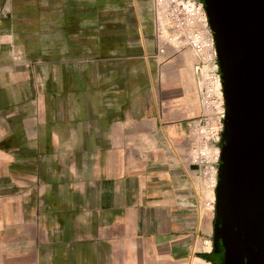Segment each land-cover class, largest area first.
<instances>
[{"label":"crops","instance_id":"crops-1","mask_svg":"<svg viewBox=\"0 0 264 264\" xmlns=\"http://www.w3.org/2000/svg\"><path fill=\"white\" fill-rule=\"evenodd\" d=\"M100 28L107 51L52 75V119L22 111L18 153L0 152L5 254L14 240L18 264H202L213 223L180 211L190 194L173 196L172 160L188 155L204 66L189 49L158 53L143 29Z\"/></svg>","mask_w":264,"mask_h":264},{"label":"rangeland","instance_id":"rangeland-1","mask_svg":"<svg viewBox=\"0 0 264 264\" xmlns=\"http://www.w3.org/2000/svg\"><path fill=\"white\" fill-rule=\"evenodd\" d=\"M159 23L160 14L154 0H0V152L9 151L10 146L14 152L15 146L18 148L22 111L34 118L40 108L45 119H52L51 107L56 103L52 99V75L80 71L85 59H97L101 51H107L99 47L101 29L104 31L100 27L124 26V34L130 37L140 28L150 33L151 42L155 38L156 44ZM112 30V34L121 32V28ZM84 34L89 35L87 41L79 39ZM84 42L92 45L90 50L83 46ZM94 43L98 44L94 46ZM198 63L204 66L203 71L208 68L210 75L220 78L218 65L215 70L213 62ZM198 82L203 86L201 92L198 90L201 111L193 123L185 150L189 158L181 152L180 159L172 160L177 171L173 174L172 186L173 196L179 201H185L183 197L190 194L187 198L191 206L180 211L198 216L204 225L203 231H207L215 214L217 172L214 174V169L219 164V158L216 164L215 157L216 152L219 157L224 103L221 81L211 85L199 78ZM182 148L175 146L181 151ZM3 159L0 156V198L5 194ZM12 187L18 184L13 182ZM11 194L18 197V189ZM3 234L0 228V264H18V257L14 255L18 242L16 246L12 241L11 247L8 246L12 255L6 256ZM208 247V243L200 244L202 251Z\"/></svg>","mask_w":264,"mask_h":264},{"label":"water","instance_id":"water-1","mask_svg":"<svg viewBox=\"0 0 264 264\" xmlns=\"http://www.w3.org/2000/svg\"><path fill=\"white\" fill-rule=\"evenodd\" d=\"M224 103L214 238L264 264V0H202Z\"/></svg>","mask_w":264,"mask_h":264},{"label":"built area","instance_id":"built-area-1","mask_svg":"<svg viewBox=\"0 0 264 264\" xmlns=\"http://www.w3.org/2000/svg\"><path fill=\"white\" fill-rule=\"evenodd\" d=\"M154 3L160 14L156 29L157 52L163 54L167 48L172 52L189 49L197 62H213L216 70L215 46L202 0H154ZM206 71L199 75L201 81L206 80L211 85L219 83V75H210L208 68ZM202 88L201 82H198L199 92ZM215 158L217 164L218 155Z\"/></svg>","mask_w":264,"mask_h":264},{"label":"flooded vegetation","instance_id":"flooded-vegetation-1","mask_svg":"<svg viewBox=\"0 0 264 264\" xmlns=\"http://www.w3.org/2000/svg\"><path fill=\"white\" fill-rule=\"evenodd\" d=\"M219 165V164H218ZM213 228H214V220H213ZM208 264H241L238 258L226 251L221 244L215 240L214 233H212V239L210 242V251L208 255L205 257Z\"/></svg>","mask_w":264,"mask_h":264},{"label":"bare ground","instance_id":"bare-ground-1","mask_svg":"<svg viewBox=\"0 0 264 264\" xmlns=\"http://www.w3.org/2000/svg\"><path fill=\"white\" fill-rule=\"evenodd\" d=\"M216 85H218V84H216ZM219 85H220V84H219ZM217 87H218V86H217ZM216 154L218 155V153H217V152H216ZM217 155H216V156H217Z\"/></svg>","mask_w":264,"mask_h":264}]
</instances>
